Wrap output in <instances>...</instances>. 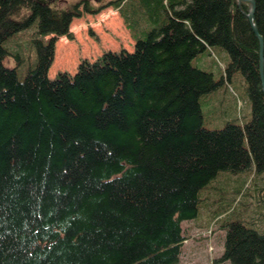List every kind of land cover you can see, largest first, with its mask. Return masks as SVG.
<instances>
[{
    "label": "trees",
    "instance_id": "16d2710c",
    "mask_svg": "<svg viewBox=\"0 0 264 264\" xmlns=\"http://www.w3.org/2000/svg\"><path fill=\"white\" fill-rule=\"evenodd\" d=\"M52 2L0 0V264H178L183 223L211 210L213 191L232 193L214 201L226 236L213 264H264V229L248 204L234 219L225 208L249 195L250 173L264 174L250 2ZM101 6L144 37L50 77L57 39H72L73 18ZM253 22L264 42V0ZM218 90L219 116L236 121L210 129L202 99ZM256 196L264 207V184Z\"/></svg>",
    "mask_w": 264,
    "mask_h": 264
},
{
    "label": "rangeland",
    "instance_id": "374dc122",
    "mask_svg": "<svg viewBox=\"0 0 264 264\" xmlns=\"http://www.w3.org/2000/svg\"><path fill=\"white\" fill-rule=\"evenodd\" d=\"M80 1L82 0H53L52 4L55 7L63 8ZM88 1H90L91 5H95V7L100 6L103 1L105 2V0ZM99 9L100 10L96 13L87 12L73 18L70 25V30L73 34L72 39L66 36H61L57 39L54 60L49 69L50 77H55L60 71L74 73L81 63V60L96 59L106 50H120L122 48L132 50L134 49L137 38L144 37L143 35L133 37L119 11L112 6H104ZM207 58L210 60V56L207 55ZM221 60L223 64H226L228 59L225 57ZM5 63L7 66H12L9 60H6ZM194 64L201 68L208 69V67H205L204 64L198 61H194ZM220 65L218 68L213 67L214 75L217 79L220 77ZM232 86L236 87V89L238 87L235 84ZM229 91L230 93L233 92L231 89ZM222 94L223 91L218 90L210 95L204 96L202 99L203 104L204 99L206 100L205 103L207 102L203 105L204 124L210 129L222 128L229 120L236 121L232 111L228 114L219 116V98H221ZM209 104H213L211 112H209L208 109L210 107ZM244 106L248 108L249 114L247 118H250V102L248 105L246 102ZM235 180H238V178L235 177V179L231 181L232 186L237 184ZM247 180L250 188L248 191L249 195L244 197H241V195H243L242 193L236 195V201H231L229 205L225 207L229 210L228 212L235 211V215L232 216L229 214L227 218L234 219L239 217L237 215L238 212L243 208V204L245 206L247 203L248 206L245 215L248 218L250 217V221L264 229V207L257 206L258 201L256 196L258 187L264 184V174L256 176L254 173H250ZM230 190L231 189H229V191ZM228 194L229 195L225 197L226 199L230 198L232 195L231 192ZM208 195L213 200L212 206H210L211 210L203 206L198 217L193 220H186L183 223L187 239L184 242L181 259L178 264H213L214 259L218 258L223 253L226 227H222L224 223L219 219V216L216 217L214 215L217 213L216 210L220 208L219 201L226 199L219 197L218 193L215 191ZM217 199L219 201L217 203L214 202ZM242 200L243 204L241 203ZM225 204H228V202Z\"/></svg>",
    "mask_w": 264,
    "mask_h": 264
},
{
    "label": "water",
    "instance_id": "95a60500",
    "mask_svg": "<svg viewBox=\"0 0 264 264\" xmlns=\"http://www.w3.org/2000/svg\"><path fill=\"white\" fill-rule=\"evenodd\" d=\"M244 1H249L250 2V9L248 12V17L252 21L253 27L257 35L259 36L260 39V45H261V79H262V87H263V92H264V56H263V49H264V42L262 36L259 34L255 23L253 22L254 19V12H255V0H244Z\"/></svg>",
    "mask_w": 264,
    "mask_h": 264
},
{
    "label": "bare ground",
    "instance_id": "6f19581e",
    "mask_svg": "<svg viewBox=\"0 0 264 264\" xmlns=\"http://www.w3.org/2000/svg\"><path fill=\"white\" fill-rule=\"evenodd\" d=\"M182 255V254H181Z\"/></svg>",
    "mask_w": 264,
    "mask_h": 264
}]
</instances>
